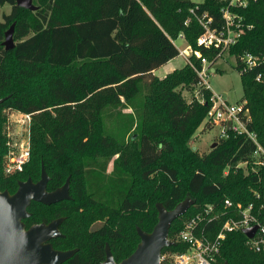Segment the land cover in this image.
Segmentation results:
<instances>
[{"label": "trees", "instance_id": "trees-1", "mask_svg": "<svg viewBox=\"0 0 264 264\" xmlns=\"http://www.w3.org/2000/svg\"><path fill=\"white\" fill-rule=\"evenodd\" d=\"M7 3L11 5V12L4 13L0 21V98H7L0 109L31 115L32 157L24 171L7 182L0 172V191L14 193L18 182L29 177L38 181L42 162L50 176L49 191L64 185L71 176V199L51 205L33 201L28 207L31 216L24 219L29 228L65 217L60 225L65 236L53 238L51 243L55 249L77 248L78 251L62 264H103L107 244L116 261H122L141 241L138 227L151 232L157 224L159 202L173 209L188 197L195 200L173 222L169 238L174 244L164 248L162 254L186 250L187 245L178 241L177 235L188 218L209 204L219 214L216 221L203 224L210 234L218 233L225 221L238 216V204L244 207L253 204L255 213L264 222V167L252 171L248 166V172L238 167L240 163L252 164L257 148L244 134L230 131L228 137L218 139L216 146L199 158V165L182 181L177 167L162 162L164 153L173 150L171 145L165 139L142 132L137 139V159L143 169V181L149 184L140 190L136 177L120 165L119 159L109 171L110 157L101 152L111 144L109 137L112 136L101 132L104 110L129 94L136 87V78L178 57L180 50L175 40L182 32L194 51L211 62L219 58L218 49L197 44L202 33L199 23L193 20L187 26L185 22L191 16V9L198 6L196 10L208 11L215 17V25L221 26L222 1L49 0L34 11L18 6L17 0H0L1 5ZM170 5L173 8L167 7ZM144 6L160 23L140 32L139 25L148 17ZM78 9L81 13L72 15ZM233 11L242 18L245 32L230 50L237 57L243 100L247 101L246 107L252 115L250 128L258 134L264 147V85L255 79L264 64L245 69L241 61L245 52L258 55L264 52V0H251L247 6L235 7ZM171 12H174V23L167 22ZM67 13L72 17L67 18ZM13 23L16 45L7 50L3 42ZM191 59L196 68H202L201 58L194 54ZM90 64H106L109 70L101 76L93 70L84 72ZM77 65V74L52 75L54 78L49 77L46 91L41 84H38L39 93L32 91L30 80L40 77L46 69H69ZM178 72L174 83L200 90L208 103L199 100L187 103L179 91L170 87L151 102V108L159 114L166 113L173 131L190 134L205 119L212 93L200 87L197 71L191 64L186 63ZM175 73L163 82L173 80ZM2 141L0 136V152L4 151ZM225 167L230 168L226 178L210 179L213 171ZM151 174L156 176L151 178ZM227 199L232 201V206H225ZM97 222L101 223L94 225ZM247 241V235L241 230L228 232L217 264L226 261L264 264V252L251 250Z\"/></svg>", "mask_w": 264, "mask_h": 264}, {"label": "rangeland", "instance_id": "rangeland-1", "mask_svg": "<svg viewBox=\"0 0 264 264\" xmlns=\"http://www.w3.org/2000/svg\"><path fill=\"white\" fill-rule=\"evenodd\" d=\"M49 0H34V4L39 7H43ZM196 3H201L205 0H192ZM222 1V5L229 0ZM147 6V4H146ZM144 6L146 14L148 15L147 21L141 23L138 27V31L145 32L159 25L160 19H156L152 12ZM173 8L172 5L167 6ZM68 8H66V11ZM11 12L10 4H0V21L3 20L4 13ZM81 10H74L73 14H79ZM174 12H171L170 18L167 22H173L172 16L175 18ZM72 15L67 18L72 17ZM189 18V17H187ZM176 20V19H175ZM193 20L197 19L193 18ZM199 23V22H198ZM172 24L171 26H173ZM176 27L173 29L175 30ZM175 44L179 50L185 49L190 53L189 44L183 37H179L175 40ZM231 48V47H230ZM230 48L219 51L220 57L213 61L211 72L209 75V82L212 88L211 96L217 94H227L230 103L240 102L244 99V88L242 77L237 69V57L231 53ZM186 64L185 57L180 54L178 57L172 59L167 64L162 65L156 70V73H148L146 75L139 76L135 79L136 87L129 91L126 96L119 98L118 104H112L102 113L100 124L101 132L111 134L109 137L111 144L102 149L101 152L104 156L110 157L109 171H112L114 162L119 159L120 165L130 171L137 180L138 189H143L149 182L143 181V169L139 167L137 159L138 143L137 139L142 132L158 138L165 139L171 147V152H165L162 162L168 163L179 169L180 179L186 181L191 175L194 169L199 165L198 160L204 154L210 152V150L216 146L218 139L220 138L219 127H211L206 124L204 119L201 124L196 127L192 133L183 134L177 131H173L169 125V120L165 112L160 114L151 108V102H154L160 93H163L167 88H172L179 91L182 97L187 103H193L203 99L204 95L196 89L191 90L184 83H174L179 70H182ZM78 65L69 69H57L48 70L38 78L30 80L32 91L39 93V86L46 91L47 83L50 81L49 77L54 78L60 75L77 74ZM93 70L98 75H103L108 72L109 68L106 64H90L83 69ZM176 72V73H175ZM178 72V73H177ZM175 73L174 79H168L167 82H163L164 79ZM52 75H55L52 77ZM247 99V98H245ZM31 124L32 118L29 119L27 115L20 111H12L8 108L0 109V136L2 137V144L4 151L0 152L1 161L0 169L3 175V180L8 181L15 178L18 173L14 170L9 173L8 169L14 166L16 160L20 157V154L24 151L29 152V157L24 164L26 165L31 161L32 157V141H31ZM210 127V128H209ZM135 137V138H133ZM82 159V158H81ZM84 159L81 160V163ZM247 172V167L243 168ZM24 171V170H23ZM230 173V168L225 167L213 171L210 174V179L217 181L226 178ZM148 174V172H147ZM156 174H151L150 177H155ZM16 189V188H15ZM101 222H97L94 225H99ZM176 252L168 251V254L174 255Z\"/></svg>", "mask_w": 264, "mask_h": 264}, {"label": "built area", "instance_id": "built-area-1", "mask_svg": "<svg viewBox=\"0 0 264 264\" xmlns=\"http://www.w3.org/2000/svg\"><path fill=\"white\" fill-rule=\"evenodd\" d=\"M251 0H229L220 8L222 15V25H215L216 19L208 11H198L199 7L191 9V16L186 20L185 24L188 26L192 19L198 20L202 28V33L197 38V44L207 49L216 48L219 51L230 48L238 42L241 35L245 30L242 26V18L236 15L233 9L235 7H245ZM179 37L185 38L182 32ZM190 53L187 50H180L186 63L191 64L197 71L199 77V85L202 89L212 91L209 75L212 68V63L206 57H203L199 51H194L189 45ZM219 52V57H220ZM196 55L202 60V68H196L191 59L192 55ZM241 61L245 69H254L263 66L264 52L261 54H254L245 52L241 56ZM255 79L258 83L264 85V69L257 72ZM200 92V90H199ZM206 103L205 97L201 100ZM211 106L205 117L206 124L211 127H219L220 138L229 136L232 131L235 134H244L251 141H253L257 148L253 154L252 164L240 163L238 167L245 168L248 166L252 171H257L264 167V147L258 139V134L250 128L252 124V115L250 109L246 107L247 101L241 100L240 102L230 103L224 94L215 93L210 97ZM208 103V102H207ZM31 119L30 114H26ZM231 126V127H230ZM219 138V139H220ZM29 157V152L24 151L14 163L9 173L22 172L24 164ZM233 203L230 199L225 201V206L230 207ZM238 216L229 218L224 222L218 233L210 234L206 231L203 224L205 222H213L219 219L218 211L212 204L207 205L204 210L197 215L188 218L184 222L183 229L177 235V240L185 243L187 248L185 251L177 252L174 255L168 252L162 254L161 259L163 264H217L218 255L221 250L222 242L228 232L243 231L251 226L258 225V230L253 238L248 237L247 244L249 248L255 252H264V222L260 220L258 214L254 211V205L250 204L247 207L238 204Z\"/></svg>", "mask_w": 264, "mask_h": 264}, {"label": "water", "instance_id": "water-1", "mask_svg": "<svg viewBox=\"0 0 264 264\" xmlns=\"http://www.w3.org/2000/svg\"><path fill=\"white\" fill-rule=\"evenodd\" d=\"M18 6L37 10L34 0H17ZM15 23L5 33L3 42L7 50L15 47ZM227 97V94H224ZM7 97L0 98V104ZM231 127V126H230ZM1 179V176H0ZM50 176L42 162L41 178L34 181L32 177L18 182V189L11 193L9 190L0 191V264H62L74 256L77 248L69 250L55 249L51 240L64 237L60 225L65 217H59L49 223H36L27 228L24 219L31 216L28 207L33 201L51 205L71 199L69 176L61 187L49 191L47 186ZM195 203L192 197L179 202L173 209H168L161 202L157 203L158 222L151 232L138 227L141 238L136 250L117 262L107 244L106 259L103 264H163L161 259L164 248L174 244L169 238L173 222L184 215ZM258 225L246 228L243 232L253 238ZM224 264H229L226 261Z\"/></svg>", "mask_w": 264, "mask_h": 264}, {"label": "crops", "instance_id": "crops-1", "mask_svg": "<svg viewBox=\"0 0 264 264\" xmlns=\"http://www.w3.org/2000/svg\"><path fill=\"white\" fill-rule=\"evenodd\" d=\"M166 64H167V63H166ZM159 68H160V67H159ZM156 70H157V69H155V70L153 71L154 74L156 73Z\"/></svg>", "mask_w": 264, "mask_h": 264}]
</instances>
